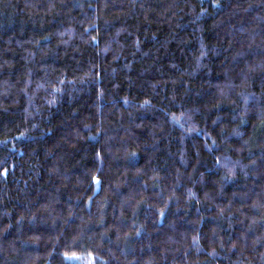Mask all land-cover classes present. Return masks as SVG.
I'll list each match as a JSON object with an SVG mask.
<instances>
[{
  "label": "trees",
  "instance_id": "obj_1",
  "mask_svg": "<svg viewBox=\"0 0 264 264\" xmlns=\"http://www.w3.org/2000/svg\"><path fill=\"white\" fill-rule=\"evenodd\" d=\"M0 264H264V0H0Z\"/></svg>",
  "mask_w": 264,
  "mask_h": 264
}]
</instances>
